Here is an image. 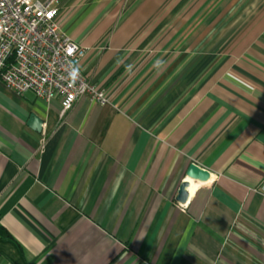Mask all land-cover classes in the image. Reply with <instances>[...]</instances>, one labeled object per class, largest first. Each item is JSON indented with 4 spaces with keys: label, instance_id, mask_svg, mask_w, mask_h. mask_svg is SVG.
Here are the masks:
<instances>
[{
    "label": "crops",
    "instance_id": "0c3cea01",
    "mask_svg": "<svg viewBox=\"0 0 264 264\" xmlns=\"http://www.w3.org/2000/svg\"><path fill=\"white\" fill-rule=\"evenodd\" d=\"M243 1H60L109 102L61 117L0 81V264H264V0ZM191 162L210 179L181 206Z\"/></svg>",
    "mask_w": 264,
    "mask_h": 264
},
{
    "label": "built area",
    "instance_id": "2783aa9c",
    "mask_svg": "<svg viewBox=\"0 0 264 264\" xmlns=\"http://www.w3.org/2000/svg\"><path fill=\"white\" fill-rule=\"evenodd\" d=\"M60 1L0 0V81L46 102L58 97L62 117L84 95L99 104L109 96L82 73L86 49L60 27Z\"/></svg>",
    "mask_w": 264,
    "mask_h": 264
},
{
    "label": "water",
    "instance_id": "95a60500",
    "mask_svg": "<svg viewBox=\"0 0 264 264\" xmlns=\"http://www.w3.org/2000/svg\"><path fill=\"white\" fill-rule=\"evenodd\" d=\"M42 123L43 121L33 113L30 114L27 121V125L37 132L41 131ZM185 174L186 177L179 184L176 195V200L180 204H186L189 199L190 196V193L188 191V187L190 185L189 179L200 182H206L210 179V171L199 166L195 162H191L188 165Z\"/></svg>",
    "mask_w": 264,
    "mask_h": 264
},
{
    "label": "rangeland",
    "instance_id": "374dc122",
    "mask_svg": "<svg viewBox=\"0 0 264 264\" xmlns=\"http://www.w3.org/2000/svg\"><path fill=\"white\" fill-rule=\"evenodd\" d=\"M205 4H206V2H199V1L197 3H195L193 8H192V10H193V12H195L196 10L197 11L195 12L194 15L198 14L199 13L198 11L202 8V5H205ZM209 5L211 6V7L209 6L210 8H214V6H215V4L212 3V2H210ZM204 8L205 7H203L202 9H204ZM238 8L239 7L237 5V9ZM240 9L248 11L249 10V0H244L243 3H242V6H240ZM193 20H199V17H195Z\"/></svg>",
    "mask_w": 264,
    "mask_h": 264
},
{
    "label": "bare ground",
    "instance_id": "6f19581e",
    "mask_svg": "<svg viewBox=\"0 0 264 264\" xmlns=\"http://www.w3.org/2000/svg\"><path fill=\"white\" fill-rule=\"evenodd\" d=\"M190 185L188 187V190H190V192H193V190L195 189L197 183L194 182V180L189 179Z\"/></svg>",
    "mask_w": 264,
    "mask_h": 264
},
{
    "label": "clouds",
    "instance_id": "9594fccd",
    "mask_svg": "<svg viewBox=\"0 0 264 264\" xmlns=\"http://www.w3.org/2000/svg\"><path fill=\"white\" fill-rule=\"evenodd\" d=\"M73 74H75V73H73Z\"/></svg>",
    "mask_w": 264,
    "mask_h": 264
}]
</instances>
